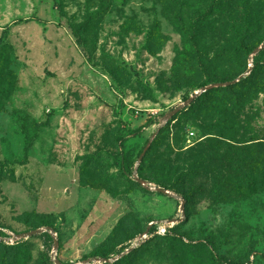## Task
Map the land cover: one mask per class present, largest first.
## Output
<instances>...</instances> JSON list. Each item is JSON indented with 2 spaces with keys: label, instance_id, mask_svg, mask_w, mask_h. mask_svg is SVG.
<instances>
[{
  "label": "rangeland",
  "instance_id": "obj_1",
  "mask_svg": "<svg viewBox=\"0 0 264 264\" xmlns=\"http://www.w3.org/2000/svg\"><path fill=\"white\" fill-rule=\"evenodd\" d=\"M180 1L187 6L197 0ZM88 9L100 15L79 37L73 26L84 22ZM177 10V0H0V45L11 47L8 70L15 84L0 108V241L11 247L10 256L17 250L27 254L21 264H105L96 258L119 256L147 229V242L130 250L135 252L129 262L118 261L127 252L106 264H177L160 230L164 226H175L186 242H206L225 264H264V191L215 200L209 193L215 182L211 168L237 176L235 162L209 156L200 166L194 156L219 136L209 134L192 112L165 121L185 97L204 87L195 89L194 82H205L171 79L184 47ZM215 17L218 23L205 37L213 48L210 73L239 77L254 65L255 54L239 68L227 61L217 65L214 48L224 39L226 16ZM263 42L264 23L250 44ZM234 114L240 142H224L239 147L246 162L264 160L263 94ZM158 134L160 144L151 150L148 143ZM218 145L226 154L227 145ZM143 152L142 160L154 166L201 168L180 192L168 189L182 199L192 193L184 213L181 199L136 181ZM124 166H132V174H125ZM195 183L203 191L195 190ZM48 226L59 240L57 249L49 231L16 238Z\"/></svg>",
  "mask_w": 264,
  "mask_h": 264
},
{
  "label": "trees",
  "instance_id": "obj_2",
  "mask_svg": "<svg viewBox=\"0 0 264 264\" xmlns=\"http://www.w3.org/2000/svg\"><path fill=\"white\" fill-rule=\"evenodd\" d=\"M177 7L175 24L183 36L184 47L176 54L171 68V79L189 83L196 78H205L203 83L194 82L193 86L197 89L207 84L225 83L238 78L229 76L216 78L211 75L212 67L208 63V55L213 48L206 45L205 37L209 27L218 23L215 15L217 13L225 15V20L222 23L224 39L214 48L216 52L214 61L220 67H223L224 62L227 61L239 68L243 60L254 53L259 45L251 46L250 41L262 29L264 0H257V4H254L253 0H197L196 3L187 6L177 0ZM87 11L84 22L73 26L76 35L79 37H84L91 31L95 19L100 15L98 10L90 11L88 9ZM153 37L154 34H151V39ZM10 48L7 43L0 45V108L4 100L9 98L15 86L12 73L8 70V66L11 64ZM253 59L254 65L249 75L236 83L215 86L202 92L190 105L181 109L173 117L175 119L180 114L192 112L198 119L203 120L202 126L209 134L214 133L219 136V139H212L213 143L205 145L206 147L201 148L194 156L198 165L202 166L209 156H213L216 162H235L237 176H233L229 170L223 172L221 169L211 168L215 182L209 193L215 200L225 197L245 199L264 191V160L258 158L246 162L247 158L239 147L224 142V140L240 142L238 134L241 124L234 114L236 110H239L242 105H245L248 100L258 94H263L264 105V49L255 54ZM244 69L240 70V75L243 74ZM152 94L150 89L149 95L152 96ZM247 96L249 97L248 100H246ZM187 99L188 97H185V100ZM201 113H205V118H201ZM48 123V120L39 122L36 124L37 129L41 126H47ZM159 144L160 134L152 141L151 150H154ZM218 144L227 145L225 148L227 155L219 151L221 146ZM8 162L5 161L1 165H6ZM249 165H251L250 168ZM201 171V168L197 167L192 170L185 166L173 168L166 163L154 166L148 163L146 158L141 161L138 167V175L142 179L155 182L176 192H180L179 186L187 180L195 181L201 175ZM124 173L132 174V166H124ZM194 185H196L195 190L197 191L203 189L197 183ZM190 197H192V193L191 196L184 194L187 202L191 201ZM152 232H154V228L150 229V234ZM0 233L3 234L2 231ZM165 237L171 251L179 259L177 264H225L206 242H186L184 235L175 226L167 229ZM18 247L20 246L18 245ZM143 247L144 245H140L138 248L142 249ZM10 248L8 244L0 241V264H21L26 259L25 255L27 254L17 250L16 255L10 256ZM134 252L128 253L118 261L129 262V256ZM100 255L107 257L108 254ZM28 256L31 257L29 251Z\"/></svg>",
  "mask_w": 264,
  "mask_h": 264
},
{
  "label": "water",
  "instance_id": "obj_3",
  "mask_svg": "<svg viewBox=\"0 0 264 264\" xmlns=\"http://www.w3.org/2000/svg\"><path fill=\"white\" fill-rule=\"evenodd\" d=\"M264 49V42L258 46L255 51H254V54L258 53L260 50ZM253 68V64H251L249 66V69L247 72L241 74L238 78L232 80V81H228L226 82L225 85H229V84H232V83H236L238 82L240 79H242L243 77L246 76V74H248ZM221 83H218V84H210V85H207V86H204L203 88H201L200 90H196L194 92V94H192L187 100H185L183 103L179 104L176 108H174V110H172L171 112H168L166 115H165V121L169 120L171 117H173L174 115H176L181 109H183L184 107H187L188 105H190L194 99L196 97H198L202 92L210 89V88H213L215 86H220ZM156 135V133L154 134V136ZM152 140L153 139H150L149 143H148V146L151 145L152 143ZM144 156V152L141 154L140 158H139V161L137 162L136 166H135V169H134V177L136 179L137 182H139L140 184H142L143 186L147 187V188H150L152 190H156L158 192H162V193H165V194H168L169 196H172L174 198H179L181 199V205H180V208L182 210V212L184 213V210H185V205H186V200L183 198H181L180 196H178L177 194L171 192L170 190L166 189L165 187H162V186H155L153 185L152 182H147L146 180L142 179L141 177H139L138 175V166L140 164V162L142 161V157ZM181 218L179 219H173L175 221H179ZM169 221H172V220H169ZM45 231H49L53 236H54V240H55V249H57L58 247V244H59V240L57 238V235L55 234V231L54 229L51 227V226H48V227H44V228H37V229H33V230H30V231H27V232H23L21 234H18L16 236V238H26V237H29V236H33L35 234H38V233H41V232H45ZM149 230L147 229L145 231V233L141 234L140 237H138V241L140 242H144L146 237L144 236L145 234H148ZM144 238V239H143ZM139 242V243H140ZM139 243H135L131 248H127L125 252H122L119 256H116L114 258H96L97 260H99L100 263H107V262H112L116 259H118L120 256H122L123 254L127 253V252H130V250H132L133 248L137 247L139 245ZM57 264H62L59 260H57Z\"/></svg>",
  "mask_w": 264,
  "mask_h": 264
},
{
  "label": "built area",
  "instance_id": "obj_4",
  "mask_svg": "<svg viewBox=\"0 0 264 264\" xmlns=\"http://www.w3.org/2000/svg\"><path fill=\"white\" fill-rule=\"evenodd\" d=\"M194 134V132H191V135H193ZM160 230H161V232L162 233H166V231H167V226H164L163 228H160Z\"/></svg>",
  "mask_w": 264,
  "mask_h": 264
}]
</instances>
